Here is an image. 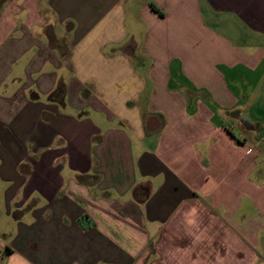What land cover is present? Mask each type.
<instances>
[{
  "label": "crops",
  "instance_id": "crops-1",
  "mask_svg": "<svg viewBox=\"0 0 264 264\" xmlns=\"http://www.w3.org/2000/svg\"><path fill=\"white\" fill-rule=\"evenodd\" d=\"M0 264H264V0H0Z\"/></svg>",
  "mask_w": 264,
  "mask_h": 264
},
{
  "label": "trees",
  "instance_id": "trees-1",
  "mask_svg": "<svg viewBox=\"0 0 264 264\" xmlns=\"http://www.w3.org/2000/svg\"><path fill=\"white\" fill-rule=\"evenodd\" d=\"M152 8L157 12V13H159L160 14V12L157 10V9H155L153 6H152ZM161 15V14H160ZM61 89L59 88L58 90H56V92H55V94H53V95H51L50 96V101L51 102H53L54 101V96H57V97H60L61 98V101H63V92H62V90L60 91Z\"/></svg>",
  "mask_w": 264,
  "mask_h": 264
}]
</instances>
